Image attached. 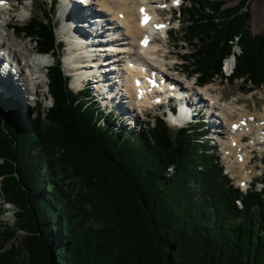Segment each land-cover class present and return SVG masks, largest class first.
<instances>
[{
  "label": "trees",
  "instance_id": "1",
  "mask_svg": "<svg viewBox=\"0 0 264 264\" xmlns=\"http://www.w3.org/2000/svg\"><path fill=\"white\" fill-rule=\"evenodd\" d=\"M246 2L181 8L190 48L182 66L200 84L223 77L221 62L234 54L226 79L264 86V32L250 33ZM44 14L13 29L54 57L51 105L24 123L0 97V215L8 204L14 213L0 225V264H264V177L262 188L239 190L208 141L159 117L138 133L115 129L69 89L54 14Z\"/></svg>",
  "mask_w": 264,
  "mask_h": 264
},
{
  "label": "bare ground",
  "instance_id": "2",
  "mask_svg": "<svg viewBox=\"0 0 264 264\" xmlns=\"http://www.w3.org/2000/svg\"><path fill=\"white\" fill-rule=\"evenodd\" d=\"M4 1H5L4 5L0 3V6H1L0 16L6 17V15H9V19L5 20L4 24L0 22V29L3 28L5 30V29L10 28V25L12 23V19H11L12 15L10 16L9 14L10 11H8L6 8L9 7L10 9L15 10L16 7L15 5L12 4L11 0H4ZM58 1L61 6H65V10H63L64 8L62 9L61 7L60 8L61 10H59L60 12L58 13L59 19L62 20V27L64 25L66 26L69 25L71 27L74 26L81 33V35H83L84 27L86 29L87 28L86 26L89 24L90 27H93V28L88 29L85 35L87 37V36H91L94 34L95 36L93 35V37H95L94 41L96 43L98 42L96 37H101L103 34H106L104 31L105 23H103V21H106V19L105 17H103V15L99 11H102L104 14L105 13L107 14L106 15L107 19L111 21L109 23L111 24L110 25L111 27L109 29H112L111 31L107 33V37L109 36V38L114 40L115 42L114 45H116V41L121 40L122 43L118 44L120 47V50L118 51V53L122 54L121 59L124 60L119 65L120 68L119 67L117 68L118 71L115 77H113L114 79L112 81L113 83L116 84L117 82H121L124 85H128L127 89L133 92H135L136 88L141 89L140 95L138 94L139 99H137V101L139 102L146 101V99H148V96H149L148 94L151 92L164 91L163 86H160L159 84L157 87L152 88L150 90L148 89L147 83L145 84L144 82L140 81V83L136 85L134 82V78L139 75L144 76L143 73L140 72L141 68L145 67L143 66V63H142L144 60H146L148 64L156 65L158 67H161V69L163 70L166 69V67H164V64L159 61L160 60L159 51L161 50V45L160 43L155 42L153 37L158 33L164 36L165 26L167 25L162 26L158 30H154V28L152 27V24H155L158 16H160L158 15L160 11L158 12L157 8L170 7V4L167 2V0H94V2L97 3L96 5L98 6L97 10L86 5V3L90 2L91 0H84L83 5L80 1L77 2L76 0H69L70 2L75 1L77 6H75L72 12L68 15L66 13V9H67L66 4L63 2V0H58ZM171 2L175 4L176 0L175 2L174 0H171ZM79 4L81 5V8L79 7ZM141 9H143V13L148 12L150 14V20L146 24H144V26L139 25V21L142 16ZM78 14H83L86 16L88 15L87 17L83 16V18L88 19L90 21L85 22L81 20V18L76 19L75 16ZM21 17H25V16L21 15ZM16 30L13 31L14 32L13 36L14 35L17 36ZM72 32H74V30H72ZM68 34H69L68 38L67 37L65 38L68 43L67 50L69 51L66 54L67 61H70L73 63L75 62L76 64L77 62H79V59H78L79 53L81 55H87L86 52H88V56H92V57L95 55H98V57L96 56L98 59L97 62L96 63L94 62V64H92L94 65V67L89 66V63H88V68L82 72L78 71L76 73V77L81 78L84 76L83 73L89 74L95 71L96 72L95 75L96 77H98V81L95 82L96 87L99 90V92L102 93L101 97H103V98L100 97L101 102L102 103L108 102V103L114 104L115 107H118L117 104L119 102L116 103L112 100L114 93L112 91L110 83L102 82V80H100V77L103 76V74L107 73L106 69H102L100 66L102 61L105 60L102 58V56H105L104 53L100 50H95L94 48H91V47L88 48V46L92 45L93 43H90V42L88 44L85 43L86 41H84L82 37L78 36V32L75 33L77 37H74V35L72 36L70 33ZM0 37L3 41V42H0V93H1L0 97L4 99L7 93H12V96L16 95L17 97L16 100H18V105H19L18 109L21 110V104L25 103L24 102L25 101L24 100L25 87H22L20 83V80L22 77L19 74V72L17 73V72H14L13 70L14 65L16 63L11 62L8 59H5L4 57H2V54L5 53V50L1 51V46L11 48L12 50L11 52L15 53V55L18 58L17 64L18 63L21 64V66L24 68L26 72L25 75H27V77L34 73H38L37 76L39 77L40 75L39 70L42 68V64H45L50 59L51 56H49V54L42 55V57L38 59V61L40 62L39 66H36L35 64L30 65L28 59L31 58L30 56L35 50L34 47H30L28 43L26 45L24 44L23 49L26 52L25 51L21 52L17 50V46L19 45L18 43L8 42V39H6L4 35L1 36V32H0ZM142 37H146L151 40V41L149 40L147 45L144 47L139 45V42ZM109 48H110V51H113V50L116 51L117 49L115 47H112V45ZM73 49L74 51H71ZM33 58L34 57L32 56L31 59ZM88 59H91V58L88 57ZM232 59L230 58V60L228 59L226 61L225 70H230V68H232L233 66L231 62ZM128 60L129 61L132 60L130 65L126 63ZM133 60H136V61H133ZM90 63H93V62L90 61ZM116 66L117 64L115 65V67ZM147 69L149 68L147 67ZM28 85H31V84H28ZM206 89H207L206 86L203 85L201 89L198 88L197 93L201 92L202 94H204L203 96L209 99L211 106L203 102L201 104L203 105L204 109L199 107L200 109L198 112H206L207 110L210 109V111H208L207 113L208 114L207 115V125L213 126L214 129H216L217 131H218V128L220 127L219 131L217 132L218 135H220L221 131H225L226 136L223 138V141L221 139L222 142H220V144L224 152L227 151L226 153L227 155L225 158H228V159L229 157L233 158L232 159L233 163L231 166H229L230 172L232 176L236 174L237 176L240 177L238 181H246L247 183L248 180H250L251 178L250 177L251 174L249 175V172H248L249 167L247 168V164H248L247 161H250L249 160L250 150H248L247 148H249L250 146L249 145L247 146L245 144L246 142L244 143V141L242 140V137L244 136V134L249 135L250 139L248 142L252 146L253 144H258L262 140H264V133H263L264 131L261 130V129H264V122H261V121H264L263 120L264 112L260 114L252 115L253 116L252 120L248 119L249 115H251V113L249 112H246V113L239 112L238 113L239 115L235 116L233 114V109H232L233 105L224 107L222 104L218 102V98L210 95V93ZM2 94L5 96H3ZM188 95L189 94H187L186 96ZM20 101H22V103ZM27 101L28 100H26V103ZM175 104L171 102L168 106L169 108H174ZM123 110H125L124 115L128 117V114L126 113L127 110L126 109H123ZM212 116L217 117L216 121H212ZM241 116H244L246 118L245 119L247 120L246 125L242 128H239L238 130L231 131L229 129V125L231 123L232 118L241 117ZM171 118L177 119L176 117H171ZM218 120H219V123L221 122L223 124V126L217 124ZM132 121L137 123L135 120H132ZM192 124L194 125L195 122H193ZM225 124H227L226 126L227 128H225ZM251 171H254L252 167H251Z\"/></svg>",
  "mask_w": 264,
  "mask_h": 264
},
{
  "label": "rangeland",
  "instance_id": "3",
  "mask_svg": "<svg viewBox=\"0 0 264 264\" xmlns=\"http://www.w3.org/2000/svg\"><path fill=\"white\" fill-rule=\"evenodd\" d=\"M13 3L16 4V1L11 0ZM51 0H25V2H21L19 3L17 6V10L15 13H9L10 16L13 15V19H12V23L11 25H20L21 23L25 22V21H21L19 20V17H21V15L25 16V18H27V20L29 19L30 15H39L41 17H44V13H47L49 10L50 5H48V3H50ZM224 1V5L223 7H228V6H232L235 5L239 0H222ZM96 3V2H95ZM185 4H188V0H182V6H185ZM246 7L245 10H247L248 15H249V19H248V29L250 31L251 34H257V33H263L264 32V0H247L246 2ZM26 6V7H24ZM177 7L174 9H171L170 11H162L160 10L159 14L160 17L162 18H166L169 19L171 18V25H174L175 27H178L177 29H173L171 32V34H169L168 32V39L164 38H158V40L156 41L157 43H160L161 45V50L159 51V55H160V62L162 63H166L165 67H168L170 71H167L168 74H170L173 77H176L180 80L183 79L184 75L188 76V71L183 67L180 66L182 62H180V57L179 55L181 53L187 52L186 50L189 49V45L188 44H183V47L181 48V41H184L181 38L182 35V26L186 25V19L187 16H184L181 11L180 8L182 7ZM62 7L63 10H65V6H61L60 3L56 6V8H58V11L55 14V21L57 20V18H59V10H61L60 8ZM24 9V11H23ZM19 11V12H17ZM4 17V18H3ZM9 19V15L5 16H0V22L3 23V21L8 20ZM18 19V20H17ZM4 24V23H3ZM15 29L13 28H8V29H0L1 32V36H5L6 39H8V42H15L18 43L19 45L17 46V50L18 51H25L23 49V45L27 44L30 47H35V44L30 41V39L25 38L24 34L22 33H18L17 36H13ZM22 38H21V37ZM3 38V37H2ZM1 40V39H0ZM67 42V40H66ZM233 50H235V54L240 53L239 47H233ZM26 52V51H25ZM26 55V53H25ZM32 55L30 56L32 58ZM233 59H232V57ZM230 57H226L222 62L221 65H226V61L230 58L232 59L231 62L232 64L234 63L233 61H235V57L233 55H231ZM31 58L28 59V61H31ZM177 58V62L178 63H173ZM65 60H67V57L63 58ZM50 63L52 62V59H50L49 61ZM70 62V61H69ZM225 63V64H224ZM235 66V64H234ZM225 69V68H224ZM40 71V70H39ZM81 71L82 70H77ZM41 72V71H40ZM45 72V71H44ZM106 76V73L103 74V76H101V80L103 82L104 78ZM190 76V75H189ZM193 79H195L194 76H190L188 77V80L193 81ZM38 80L40 81V96L39 99L41 100L42 104L39 108V110L41 112H45L47 110V108L51 105V99L49 97L48 94H46L45 96V91L47 92L46 89V78L44 77V79L42 78H38ZM249 86V84L247 85H243L242 83V79H237L235 80L233 83L227 81L226 79H224L223 77H217L215 81L209 83L206 86V90L210 93V95L215 96L216 98H218V102L220 104H222L224 107H227L229 105H233V114L234 115H239V112H249L251 113V115L254 114H260L264 112V86H260L259 88H255V89H246ZM242 87H244V89H242ZM1 94V93H0ZM3 95V94H2ZM5 96V95H3ZM114 102H118V100H116L114 97L112 99ZM22 103V101H20ZM19 102V103H20ZM25 103L21 104V110H19L20 114H23V122H28L30 119H32L34 117L35 114V108L31 109L29 106V101L26 103V101H24ZM234 102V103H233ZM118 105V104H117ZM236 107V108H235ZM22 111V112H21ZM157 113H161V111L159 109H155L152 110V114H150V116L148 117L149 124L150 125H154L153 124V116L152 115H156ZM237 113V114H236ZM140 119V118H139ZM147 123V122H144ZM144 127L143 124H141L140 128L138 125V132L139 129L142 130ZM225 133L222 134V136H206L204 139H208L209 140V144L212 145V143H217L219 144V142L223 141V138L225 137ZM217 137V139L214 140V138ZM249 138V137H248ZM222 139V141H221ZM249 140L246 141V145L250 146L249 148H247L248 150H250V157L249 160L247 161V168H248V172L249 175L251 174V178L250 180H248L247 183H244V185H241V182L238 181V179L240 178L239 176H237L236 174H234L232 176L229 166L232 165L233 163V158L229 157L225 158L227 154H224V150L221 148V144L217 146V148H219L221 150L218 151L217 150V154H219V158L221 161V164L224 165V170L223 172H227L228 173V177H230L231 179V183L235 186L240 185V188H248V186L250 185V182L255 181V180H261L262 177H264V143L263 145H251L249 142ZM232 160V161H230ZM251 167L254 171H251ZM68 181L70 182H74L75 184V191L79 192V191H83V189L81 188V185L79 182H77L75 179H73L71 176H68L67 178ZM260 186H262V184L258 183L255 187L259 188ZM244 190V189H243ZM2 198L0 196V205L3 203L2 202ZM5 210H3V212H1L0 215V225L1 226H11L13 223V217H14V213H13V206L11 204L8 205H4ZM95 225V224H94ZM20 240V234L15 235L12 239L7 241V245L6 247H10V245H15L19 242ZM27 264V263H26Z\"/></svg>",
  "mask_w": 264,
  "mask_h": 264
},
{
  "label": "snow or ice",
  "instance_id": "4",
  "mask_svg": "<svg viewBox=\"0 0 264 264\" xmlns=\"http://www.w3.org/2000/svg\"><path fill=\"white\" fill-rule=\"evenodd\" d=\"M3 2H4V0H0V3H3ZM174 2H175V0H174ZM141 13H142L141 23L143 24L147 21L148 18L143 16V9H141Z\"/></svg>",
  "mask_w": 264,
  "mask_h": 264
},
{
  "label": "water",
  "instance_id": "5",
  "mask_svg": "<svg viewBox=\"0 0 264 264\" xmlns=\"http://www.w3.org/2000/svg\"><path fill=\"white\" fill-rule=\"evenodd\" d=\"M176 170V166L174 167V171Z\"/></svg>",
  "mask_w": 264,
  "mask_h": 264
}]
</instances>
